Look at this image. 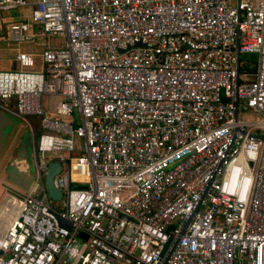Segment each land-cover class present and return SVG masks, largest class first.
<instances>
[{"label":"built area","instance_id":"obj_1","mask_svg":"<svg viewBox=\"0 0 264 264\" xmlns=\"http://www.w3.org/2000/svg\"><path fill=\"white\" fill-rule=\"evenodd\" d=\"M30 4L3 39L39 67L0 70V110L38 120L37 189L4 195L0 264H264V0Z\"/></svg>","mask_w":264,"mask_h":264},{"label":"rangeland","instance_id":"obj_2","mask_svg":"<svg viewBox=\"0 0 264 264\" xmlns=\"http://www.w3.org/2000/svg\"><path fill=\"white\" fill-rule=\"evenodd\" d=\"M33 0H26L28 3L24 6H17L15 8H10L8 10H0V36L3 35V30H7L9 23L16 22L22 19L29 20L30 13L32 11L33 6L30 2ZM64 39L57 35H48V36H36L32 43H19L18 49L21 51L38 53L41 50L43 44L47 43L50 47H58L63 43ZM13 45H7L6 41L0 39V70L10 69L11 62L14 61L15 51L11 48ZM240 61H255L254 54L242 53L240 54ZM34 65L32 67H21L18 62H16V69L29 70L37 67L39 63L38 57H33ZM74 118L77 120L78 115L74 111ZM240 117H244L247 119H257L258 115L254 113H245ZM16 118V117H14ZM16 122L11 126H6L3 129V138L0 146V203L3 202L4 195L10 191V187L13 185L8 180L7 169H5L8 164L12 151L16 148V146L22 142L25 145L26 151L29 155L28 160L31 163V144H32V134L34 133V127L31 123V130L28 124L16 118ZM64 120H68V118H63ZM67 155L66 152H57ZM50 152H46V155H49ZM1 205V204H0ZM1 230V229H0Z\"/></svg>","mask_w":264,"mask_h":264},{"label":"water","instance_id":"obj_3","mask_svg":"<svg viewBox=\"0 0 264 264\" xmlns=\"http://www.w3.org/2000/svg\"><path fill=\"white\" fill-rule=\"evenodd\" d=\"M14 68V62L11 64V69ZM16 118L6 112L0 110V146L3 138V129L6 126H11L16 122ZM29 155L26 151L25 145L20 142L16 148L12 151L11 158L6 165L8 180L11 184L21 188L22 190L35 193L37 186L33 184V173ZM60 164L57 161H51L48 163L46 172L44 174V185L45 191L49 198L53 200H59L61 198V191L53 186L52 178L58 173ZM41 192L38 193L37 197H41ZM83 238L85 235L81 234Z\"/></svg>","mask_w":264,"mask_h":264},{"label":"bare ground","instance_id":"obj_4","mask_svg":"<svg viewBox=\"0 0 264 264\" xmlns=\"http://www.w3.org/2000/svg\"><path fill=\"white\" fill-rule=\"evenodd\" d=\"M15 202L9 197H5L0 205V232H2L9 222L10 218L13 216L15 211Z\"/></svg>","mask_w":264,"mask_h":264},{"label":"crops","instance_id":"obj_5","mask_svg":"<svg viewBox=\"0 0 264 264\" xmlns=\"http://www.w3.org/2000/svg\"><path fill=\"white\" fill-rule=\"evenodd\" d=\"M4 34H6V30H3V35L0 36V39L5 41V39H3ZM11 49L14 50L13 47ZM23 52H27V51H23ZM14 57H15V55H14ZM12 59L14 60V58H12ZM12 62H14V61H12ZM12 62H11V64H12ZM14 65H16L15 62H14ZM38 67H39V63L37 64V67L36 68H38ZM55 100H56V97H54V96L43 95L42 96V99H41V103H42V106L43 107H45L46 109H49L50 110V109H53Z\"/></svg>","mask_w":264,"mask_h":264},{"label":"trees","instance_id":"obj_6","mask_svg":"<svg viewBox=\"0 0 264 264\" xmlns=\"http://www.w3.org/2000/svg\"><path fill=\"white\" fill-rule=\"evenodd\" d=\"M30 121H31V123L33 124V127H34V134H37L38 133V128H39L38 120L36 118H34V117H31Z\"/></svg>","mask_w":264,"mask_h":264}]
</instances>
